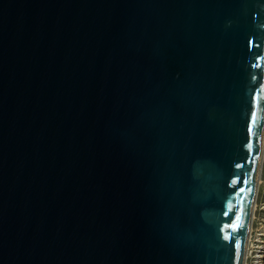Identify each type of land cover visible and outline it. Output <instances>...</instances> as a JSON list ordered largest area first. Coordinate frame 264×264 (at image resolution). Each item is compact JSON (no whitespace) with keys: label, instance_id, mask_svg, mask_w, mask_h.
<instances>
[{"label":"water","instance_id":"1","mask_svg":"<svg viewBox=\"0 0 264 264\" xmlns=\"http://www.w3.org/2000/svg\"><path fill=\"white\" fill-rule=\"evenodd\" d=\"M263 136L264 0H0V264H244Z\"/></svg>","mask_w":264,"mask_h":264},{"label":"rangeland","instance_id":"2","mask_svg":"<svg viewBox=\"0 0 264 264\" xmlns=\"http://www.w3.org/2000/svg\"><path fill=\"white\" fill-rule=\"evenodd\" d=\"M251 236L258 235L261 237L259 243H256L254 246H260L262 247L264 251V153H263V159L261 162V170H260V175H259V185L257 187V193L255 197V202L253 205V212H252V221H251ZM259 232V233H258ZM262 234V235H259ZM253 238V237H252ZM252 244V243H251ZM251 246V245H250ZM255 247H250L253 251H257ZM259 248V247H257ZM251 252L248 254V261L245 264H252L254 258H252V255L254 252Z\"/></svg>","mask_w":264,"mask_h":264},{"label":"snow or ice","instance_id":"3","mask_svg":"<svg viewBox=\"0 0 264 264\" xmlns=\"http://www.w3.org/2000/svg\"><path fill=\"white\" fill-rule=\"evenodd\" d=\"M254 122V121H253ZM248 148H252V144L247 146ZM252 173L255 172V168L251 170ZM251 179V173H249L248 177L243 180L245 185H249V180ZM245 189L242 187L240 192L243 193ZM247 192L249 194L254 192V184L249 185L247 188ZM250 207H251V200H249L248 205L246 208L241 209V215L236 217L237 224L233 226V233H236L238 230L242 232H246V225L243 222L244 219L250 217ZM233 233H230L225 239L229 240L232 243V247L234 249V264H242V242L238 239L234 238Z\"/></svg>","mask_w":264,"mask_h":264},{"label":"bare ground","instance_id":"4","mask_svg":"<svg viewBox=\"0 0 264 264\" xmlns=\"http://www.w3.org/2000/svg\"><path fill=\"white\" fill-rule=\"evenodd\" d=\"M263 153H264V136H263V145H262V156H261V162L263 159ZM259 178V177H258ZM259 185V179L257 181V187ZM257 187H256V193H257ZM252 221V218H251ZM251 224H250V228H251ZM259 233V232H258ZM262 235V234H259ZM253 237V238H252ZM250 239H248V243L246 244V250H245V256H244V264L248 261V252L250 247H255L254 245L256 243H259L260 240L257 239H261V237H259L258 235L255 234V236H252ZM248 238H249V234H248ZM252 243V244H251ZM251 245V246H250ZM259 247V248H257ZM263 247V246H262ZM259 245L256 246L255 248L258 249L257 251H254V254L252 255V258H254L253 263L252 264H264V252L261 251V248ZM253 251V250H252Z\"/></svg>","mask_w":264,"mask_h":264},{"label":"built area","instance_id":"5","mask_svg":"<svg viewBox=\"0 0 264 264\" xmlns=\"http://www.w3.org/2000/svg\"><path fill=\"white\" fill-rule=\"evenodd\" d=\"M250 236H251V228H250V230H249V238H248V239H250ZM247 243H248V240H247ZM255 251H256V250H255ZM261 251L264 252L262 248H261ZM251 252H252V249L250 248L248 254H250ZM253 252H254V251H253Z\"/></svg>","mask_w":264,"mask_h":264}]
</instances>
